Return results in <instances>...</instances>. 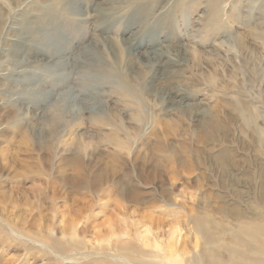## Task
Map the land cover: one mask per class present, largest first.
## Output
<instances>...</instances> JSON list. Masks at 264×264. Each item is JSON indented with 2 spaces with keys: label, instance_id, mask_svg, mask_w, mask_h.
I'll list each match as a JSON object with an SVG mask.
<instances>
[{
  "label": "rangeland",
  "instance_id": "rangeland-1",
  "mask_svg": "<svg viewBox=\"0 0 264 264\" xmlns=\"http://www.w3.org/2000/svg\"><path fill=\"white\" fill-rule=\"evenodd\" d=\"M0 264H264V0H0Z\"/></svg>",
  "mask_w": 264,
  "mask_h": 264
},
{
  "label": "bare ground",
  "instance_id": "bare-ground-1",
  "mask_svg": "<svg viewBox=\"0 0 264 264\" xmlns=\"http://www.w3.org/2000/svg\"><path fill=\"white\" fill-rule=\"evenodd\" d=\"M166 56V55H165ZM149 61H152V64H155L156 66H160V63H161V61H160V56H156V57H151V58H149L148 59ZM168 61L171 63L173 60H171L170 58H168ZM177 62V61H176ZM140 72V71H139ZM138 73V72H137ZM137 75H139V74H137ZM139 77V79H140V77H141V75H139L138 76ZM144 80V79H143ZM146 82V81H145ZM75 100L76 99H69V101H72L73 103L75 102ZM68 101V102H69ZM62 108V107H61ZM92 110H95L94 108H91ZM77 113V112H76ZM59 118H62V114H60L59 115ZM152 121V120H151ZM59 122H61V119L57 122V121H52V123L50 124V130H52L53 131V137H54V139H55V137H56V131H55V129L54 128H56L57 126H58V124H59ZM143 123H141L140 122V120H139V118H138V120H137V125H136V131H138L140 128H142L143 127V125H142ZM146 124H148V123H146ZM145 125V124H144ZM135 131V132H136ZM53 139V140H54ZM209 243V242H208Z\"/></svg>",
  "mask_w": 264,
  "mask_h": 264
}]
</instances>
